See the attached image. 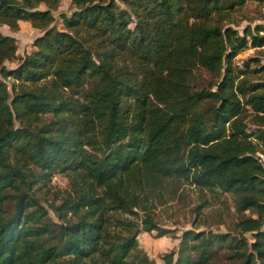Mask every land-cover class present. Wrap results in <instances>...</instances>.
Returning a JSON list of instances; mask_svg holds the SVG:
<instances>
[{
	"label": "trees",
	"instance_id": "obj_1",
	"mask_svg": "<svg viewBox=\"0 0 264 264\" xmlns=\"http://www.w3.org/2000/svg\"><path fill=\"white\" fill-rule=\"evenodd\" d=\"M58 1L0 0V25L41 31L13 68L0 33V264H151L137 235L158 230L151 212L177 181L199 194L195 215L217 190L256 216L236 235L183 230L163 264H264V131L245 127L264 128V81L231 64L264 46V26L229 21L247 0H70L55 28Z\"/></svg>",
	"mask_w": 264,
	"mask_h": 264
},
{
	"label": "rangeland",
	"instance_id": "obj_2",
	"mask_svg": "<svg viewBox=\"0 0 264 264\" xmlns=\"http://www.w3.org/2000/svg\"><path fill=\"white\" fill-rule=\"evenodd\" d=\"M39 8H43L42 5H38ZM72 10L70 0H59L57 7L52 11L53 25L55 28H61L59 14H69ZM229 21L235 24V29L238 34L241 33V29L244 26L250 28L255 25L264 26V5L256 0H247L241 7L233 9L230 15ZM223 25L226 22L222 23ZM131 26V25H130ZM0 33L8 35L15 40V57L11 61H4V65L7 68H13L19 59L24 54L30 52L33 47L31 46L32 40L40 35L41 31L31 28L27 21H18V28L15 31L9 30L5 25H0ZM264 63V46L262 47H247L231 60V64L235 67L249 71V80L252 83L264 81V69L261 66ZM248 66L247 68L245 66ZM254 69V70H253ZM251 71V72H250ZM212 78L204 72L199 71L195 79V83L198 86H208ZM9 88L11 80H4ZM211 104V103H210ZM209 107V104L204 108ZM48 117V116H45ZM245 127L248 133H253L256 129L264 131L260 125L252 123L249 118L245 120ZM264 145V144H263ZM262 145V146H263ZM261 161L264 160V156L258 150L255 154ZM52 190H59L63 192L67 187L66 178L58 173L54 172L51 175L50 182L48 184ZM169 187L175 189V193L172 200L165 199L164 204L157 205L151 212V219L156 223L158 230H151L149 232H140L137 235V245L147 257L151 260V264H163L161 257L163 254L169 251H175L177 249V243L179 235L183 230L193 231H210L213 233L227 232L231 235H236V229L234 223L238 221L240 217H255L253 210H244L243 212H237L234 209V196L231 193H220L214 191L213 193H206L205 198L207 206L200 209L197 215H195L194 209L199 203V194L196 189L189 186L182 181L170 183ZM33 196L42 204H46V201H53L54 196H44L43 189L33 188ZM59 200H55V203H59ZM48 209V208H47ZM11 211V208H10ZM8 211V212H10ZM48 220L57 224L56 213L50 209L47 210ZM67 219L72 217L69 213H66ZM155 228V229H156ZM167 232L160 235L161 230ZM249 238V233H245ZM224 250H220L217 255L216 263L226 261V255Z\"/></svg>",
	"mask_w": 264,
	"mask_h": 264
}]
</instances>
